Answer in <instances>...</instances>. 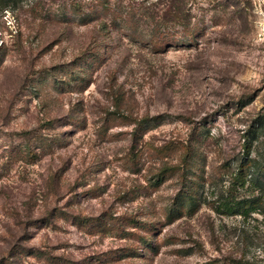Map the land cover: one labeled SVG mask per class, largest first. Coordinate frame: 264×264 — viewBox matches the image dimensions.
I'll use <instances>...</instances> for the list:
<instances>
[{
	"label": "rangeland",
	"instance_id": "rangeland-1",
	"mask_svg": "<svg viewBox=\"0 0 264 264\" xmlns=\"http://www.w3.org/2000/svg\"><path fill=\"white\" fill-rule=\"evenodd\" d=\"M0 264H264V11L0 10Z\"/></svg>",
	"mask_w": 264,
	"mask_h": 264
},
{
	"label": "trees",
	"instance_id": "trees-1",
	"mask_svg": "<svg viewBox=\"0 0 264 264\" xmlns=\"http://www.w3.org/2000/svg\"><path fill=\"white\" fill-rule=\"evenodd\" d=\"M14 0H0V10L2 11H7L10 6V2ZM255 200H252L250 202V205L247 207L243 203H235V204H230L227 206H223L225 212L228 214H236V215H247L250 212H256L259 211L260 209L258 208V205H255Z\"/></svg>",
	"mask_w": 264,
	"mask_h": 264
},
{
	"label": "built area",
	"instance_id": "built-area-1",
	"mask_svg": "<svg viewBox=\"0 0 264 264\" xmlns=\"http://www.w3.org/2000/svg\"><path fill=\"white\" fill-rule=\"evenodd\" d=\"M253 7L259 8L264 11V0H249Z\"/></svg>",
	"mask_w": 264,
	"mask_h": 264
}]
</instances>
